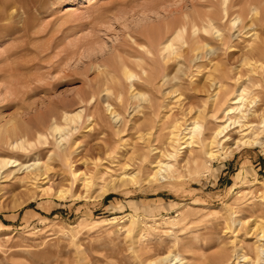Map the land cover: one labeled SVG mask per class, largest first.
<instances>
[{"label":"rangeland","instance_id":"obj_1","mask_svg":"<svg viewBox=\"0 0 264 264\" xmlns=\"http://www.w3.org/2000/svg\"><path fill=\"white\" fill-rule=\"evenodd\" d=\"M221 1L0 0V125L17 122L32 135V142L37 131L49 136L46 143L25 142L26 150L11 152L2 147L0 157L26 166L47 164L50 183L46 186L69 188L71 168L96 177L87 199H30L35 186L19 179L25 168L16 172L18 178L1 182L0 264L264 262V241H258L252 229L255 224L264 228L263 146L219 157L208 172L201 163H193L176 170L170 181L153 182L148 181L151 170L137 165L140 152L135 151L138 138L152 126L158 138L154 143L162 145L174 122L188 119V104L193 107L191 117L200 110L208 114L210 104L204 109L203 100L216 91L211 88L209 95L198 91L209 84L207 77L214 65L239 67L253 39L232 29L231 49H220L212 56L213 62H193L204 64L193 82L184 58L176 55L155 86H138L135 80L132 87L120 69L115 76L121 84L117 79L105 82L100 75L105 64L118 63L119 55L128 59L132 72L140 73L133 54L149 44L145 28L174 19L181 24L186 13L222 14ZM176 43L179 48L181 42ZM106 86L107 94L92 100L93 92ZM251 88L246 96L257 97L260 87ZM107 102L112 103L117 118L105 111ZM81 108L85 109L83 121L67 129L69 138L61 141L57 135L61 142H55L49 130L53 115L64 124L63 112ZM100 111L109 117L107 125L99 122L96 114ZM213 119L205 121L210 131L217 127ZM104 129L110 133H103ZM63 150L67 156L58 155ZM109 160H115L114 164ZM125 162L131 163L130 171H138L141 181L98 198L106 166L110 164L109 174L116 177ZM77 188L84 191L80 184ZM131 220H135L132 230Z\"/></svg>","mask_w":264,"mask_h":264},{"label":"bare ground","instance_id":"obj_2","mask_svg":"<svg viewBox=\"0 0 264 264\" xmlns=\"http://www.w3.org/2000/svg\"><path fill=\"white\" fill-rule=\"evenodd\" d=\"M221 3L224 5L222 14L221 12L218 14L216 11H203L195 15L186 13L181 24H178L177 20L174 19L165 21L163 25L154 29L145 28V36L148 38L149 44L141 45V49L135 50V53H137L133 54L137 61L136 65L140 68V73L135 74L132 72L128 59L122 57V55L121 57L119 55L118 63L114 61L112 64H105V68L101 70L100 75L103 76L105 82L115 81L117 79L115 74L120 69V72L131 82L130 85L132 87L135 85V80L138 81L136 84L138 86L150 85L151 87V85L155 86L156 80L161 75L163 68L168 65L167 63L171 57L176 55V57L184 58V63L187 66L186 73L191 78L190 81L193 82L194 74H200L202 72L201 67L204 66V64L192 65L193 62L205 59L213 62L212 56H215L220 49H231L233 45L231 46L230 44L232 43L233 35L230 34V31L232 29L238 31L240 36L246 35L253 39L239 67L234 70L230 69V66H224L226 63H223V67H219L217 64L214 65L207 77L209 84H205L198 91L208 93L211 88H214L211 92L216 91L211 95L208 93L209 96L204 97L205 99L203 100L204 109L210 104L211 110L208 111L211 113L209 112L208 114L214 118L213 120H216L217 127L215 129L210 131L206 127L205 121L210 116L203 113L205 110H200L199 114L191 117L190 114H192L193 107L188 104L185 112V116H189L188 119H182V122L180 120L176 123L174 122L162 145L154 143L155 140L158 141V138L154 137L153 126L150 129L148 128L149 132L142 134L138 138L139 142L135 146V151L140 152L137 165L151 170L148 174L149 182L157 180L170 181L174 178L176 170L187 169L193 163H201L203 170L208 172L213 162L219 157L236 154L249 149V147H264V107L260 105L261 103L264 104V0H233V2L231 0H223ZM235 12L238 15L231 18ZM177 41L181 42L179 48L177 47ZM210 43H214L215 46H210ZM118 65H120L119 68ZM215 72H218V74H215ZM117 80V83L121 84L120 78ZM191 82L190 85L192 84ZM232 83L237 88H233ZM254 86L260 87V94L253 98L246 96L248 90L250 91V88ZM196 88H198V85H196ZM107 90L108 87L106 86L97 92H93L92 100L105 96ZM106 107L105 111L109 112L112 115L111 117L117 118L118 114H115V111L113 112L112 103L107 102ZM84 111L85 109L81 108L76 112H63L64 124L59 123L53 115L49 130L55 142L60 144L62 140L69 138L68 135L70 134L67 129L70 130L71 125H76L78 122L83 121ZM96 116L99 118V122L102 121L103 126L108 124L109 117L107 118L105 113L100 111L97 112ZM23 126L26 125L24 124ZM108 132L109 130L107 129L103 131V133ZM57 135H60L61 141L56 138ZM31 136L25 127L20 126L15 121H8L0 125V148L6 146L11 151L25 148V142L42 144L44 141L46 143L49 140L48 134L44 131L35 133V142L30 140ZM29 143L28 145H30ZM107 146L112 151L111 145L108 144ZM185 149L187 151H184ZM58 155L67 156V153L63 150L59 151ZM204 156L205 160H202ZM3 157H0V183L17 177L16 172L19 173L21 169L25 168L24 176L19 179L23 183L35 186V190L30 188V199L38 196L54 197L61 200L69 198L87 199L92 196L90 191L96 182H94L95 176L93 177L91 173H88L89 171L75 170V168L70 167L71 184L69 185L70 187L68 186L69 188L58 187L53 184L46 186V184L50 183L49 180L46 181L49 177L47 176V171L49 172L50 170L47 164L46 166H37V163H35L26 166L16 159L12 160L9 157L8 159L5 158L6 156ZM200 159L201 162L199 161ZM113 162L115 160H109V163L114 164ZM94 165L100 168L97 163ZM109 165L106 166L107 170L103 172L104 175L101 177L102 182L98 188V198L110 192L125 189L131 184L139 183L138 171H133V169L130 171V168H132L131 163L125 162L121 167V173L116 177L109 174L112 170ZM31 166L34 167L31 168ZM106 175L111 177L107 178L105 177ZM79 184L83 187V192L78 191L77 186ZM134 225L135 220H131L130 230L133 229ZM252 229L258 241H264L263 226L255 224ZM242 258L244 260L248 259L245 255Z\"/></svg>","mask_w":264,"mask_h":264}]
</instances>
